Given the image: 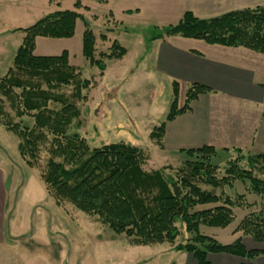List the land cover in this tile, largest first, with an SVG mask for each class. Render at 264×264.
Instances as JSON below:
<instances>
[{"label":"trees","instance_id":"1","mask_svg":"<svg viewBox=\"0 0 264 264\" xmlns=\"http://www.w3.org/2000/svg\"><path fill=\"white\" fill-rule=\"evenodd\" d=\"M75 6H81L80 0ZM80 17L76 9L56 10L25 28L13 65L0 78V123L20 138L18 150L22 157L29 165L36 166L42 148L49 147L50 156L41 176L48 193L60 204L69 202L87 214L97 215L115 232L125 233L133 245L167 242L176 251L193 254L198 264H210L209 253H228L249 260L264 253L249 249L242 236L223 244L200 230L201 225L231 224L236 204L230 196L219 195L203 185L217 189L232 184L234 179L249 180L253 192L264 200V178L256 174L259 169L264 176V153L237 148L240 160H235L226 175L219 178L217 166L211 162L219 150L205 145L183 150L192 159L185 160L171 174L169 171L175 169L172 165L145 170L147 157L138 146L121 141L91 148L86 138L69 132L81 116L78 102L86 99L84 90L94 85V79L82 78L79 68L70 63L68 50L60 55H37L35 45L37 37H72ZM173 35L264 53V4L207 18L188 10L176 24L164 27L148 40ZM82 51L102 74L106 69L104 58H120L126 48L114 41L110 51L97 57L96 35L86 26ZM70 85H74L70 95L60 92L61 87ZM179 89V82L173 81L174 99L169 113L151 132V138L160 146L166 122L191 109L192 101L200 94L211 91L204 84L193 83L187 89L185 103L179 106ZM6 101L16 116H32L33 126L12 122L6 112ZM240 161H245V165ZM179 222L191 238L176 244ZM237 231L250 235L256 242H264V212H249L236 227Z\"/></svg>","mask_w":264,"mask_h":264},{"label":"rangeland","instance_id":"2","mask_svg":"<svg viewBox=\"0 0 264 264\" xmlns=\"http://www.w3.org/2000/svg\"><path fill=\"white\" fill-rule=\"evenodd\" d=\"M75 1L65 0L60 8L81 13L74 35L37 37L35 45L38 55H60L68 50L69 61L79 68L82 78L94 79V85L84 90L86 99L78 102L81 116L69 132L86 138L91 148L121 141L138 146L147 157L145 170L172 165L175 169L168 171L174 174L185 160L192 158L186 153L163 151L150 136L153 128L166 119L174 95L171 81L151 58L148 38L176 24L180 19L177 17L179 7L185 9L190 0H83L79 8ZM20 3L31 6L27 9L17 6L14 0H0V78L13 65L25 36L24 28L58 9L50 0H20ZM214 10L228 11L220 5ZM221 14L208 11L202 17ZM86 26L96 35L97 57L110 51L114 41L126 48L120 58H104L106 69L102 74L83 54ZM187 89L184 84L179 89V106L185 103ZM73 90L74 85L63 86L60 92L70 95ZM5 108L12 122L33 126L32 116H16L8 101ZM19 142L20 138L0 123V165L4 170L6 191L10 193L7 215L10 219L8 234L12 237L0 240V264H189L182 260L188 253L174 250L170 243L133 245L125 233L115 232L97 215L87 214L69 202L58 203L48 193L41 177L50 156L48 145L42 148L39 163L31 166L20 154ZM218 153L211 157V162L217 166L216 175L221 178L241 156L233 150ZM245 163L240 161L241 165ZM256 174L264 178L259 169ZM203 188L230 196L236 204L231 224L226 227L201 225V232L223 244L232 243L239 236L253 244L250 235L235 232L249 212H264V200L253 192L251 182L234 179L232 184L217 189L210 185ZM16 194L19 196L14 207ZM178 227L180 235L175 243H186L191 234L185 231L183 223L179 222Z\"/></svg>","mask_w":264,"mask_h":264},{"label":"crops","instance_id":"3","mask_svg":"<svg viewBox=\"0 0 264 264\" xmlns=\"http://www.w3.org/2000/svg\"><path fill=\"white\" fill-rule=\"evenodd\" d=\"M64 1L53 2L58 7L56 10H64L60 9ZM14 3L27 9L31 6L20 0ZM260 4H264V0H190L185 9L179 7L177 17L181 19L188 10L198 17L206 16L203 14L208 11L223 14L214 10L219 5L230 11ZM202 41L181 35L149 41L151 58L172 85L176 80L180 88L183 84L189 88L193 83L211 88L192 101L191 109L166 122L161 149L182 155L183 150L210 145L228 152L241 148L245 152L264 153V53ZM9 194L0 165V240L6 236L12 239L8 234ZM18 196L16 194L14 207ZM243 239L249 249L264 250V242L253 240V244H249L245 237ZM208 259L210 264H264V253L251 260L228 253H209ZM182 260L198 264L191 253L182 256Z\"/></svg>","mask_w":264,"mask_h":264}]
</instances>
